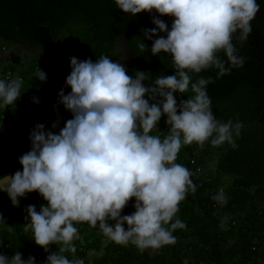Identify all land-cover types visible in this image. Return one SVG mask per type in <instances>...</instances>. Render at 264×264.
<instances>
[{"label":"clouds","instance_id":"clouds-1","mask_svg":"<svg viewBox=\"0 0 264 264\" xmlns=\"http://www.w3.org/2000/svg\"><path fill=\"white\" fill-rule=\"evenodd\" d=\"M119 9L134 16L153 10L174 17L171 28L159 16H153L156 27L143 29L153 40L151 52L170 53L175 74L161 75L145 85L148 73L137 70L127 74L126 66L102 55L95 62L70 57L71 72L65 94L62 88L58 103L73 115L58 133L37 123L31 130V148L21 155L22 171L0 176V190H5L13 205L19 198L38 191L48 202L38 211L34 204L26 208L30 223L25 231L32 233L31 244L51 252L42 264H85L81 258L69 259L64 252L75 253L72 243L78 239L74 222H88L112 241L132 243L141 251L174 244L173 231L186 224L173 218L179 203L189 190L196 191L192 172L177 163L183 145L210 140L213 146L228 143L237 147L242 122L217 119L204 77L192 80L190 72L199 73L216 67L220 74L244 65L238 55L233 34L240 39L252 32L251 21L260 9L256 0H116ZM160 32L166 36L159 35ZM154 37H156L154 39ZM141 49L147 45L140 43ZM223 51L227 60L218 55ZM231 65L229 67L228 65ZM11 77V74H9ZM39 80L47 74L40 69ZM23 80L0 78V107L11 105L21 97ZM191 91L188 98L177 100V93ZM147 96V98H146ZM34 103H39L36 96ZM166 115L169 134L164 138L152 134L161 117ZM59 126L53 122L52 128ZM6 186V187H5ZM135 198V211L122 215ZM214 200L226 203L221 189ZM115 221L110 224L109 221ZM0 221H4L0 213ZM127 225V229L125 228ZM3 242H0L2 245ZM92 254H89L91 257ZM0 264H37L34 256L22 257L0 253Z\"/></svg>","mask_w":264,"mask_h":264},{"label":"trees","instance_id":"trees-1","mask_svg":"<svg viewBox=\"0 0 264 264\" xmlns=\"http://www.w3.org/2000/svg\"><path fill=\"white\" fill-rule=\"evenodd\" d=\"M260 1L264 3V0ZM262 8L264 10L263 4ZM153 16L160 17V14L155 10L135 16L124 13L116 0H0V41L5 45H29L48 55L70 53L72 57L81 60L91 58L94 62L102 55H108L113 61L123 63L130 76H134L137 70L148 73V80L144 81L147 86L157 76L173 75L176 71L172 55L163 51L154 55L151 52L153 40L144 36L143 29L156 27L152 22ZM165 22L171 28L172 22L168 19ZM253 25L256 27V23ZM256 28L245 39L239 38L240 30L233 34L232 42L239 50L238 55L245 58L244 65L222 76L214 66L199 73L190 72L193 81L200 77L210 81L206 88L216 118L222 122L239 120L243 127L240 135L234 136L235 148L228 143L213 146L210 140L202 147L196 142L181 147L176 162L192 172L191 178L197 188L195 192L188 191L173 218V222L179 218L186 224V227L173 231L176 242L162 246L160 252L152 257L146 249L141 251L132 243L122 245L112 241L100 229L94 231L88 222H74L83 242L75 239V253L67 251L64 255L69 259L81 258L85 264H264V22H258ZM159 35L166 36V33L160 32ZM123 37L127 38L130 49L135 53L132 62H128L119 50L118 43ZM142 40L147 49L139 47ZM218 55L227 60L223 51ZM46 60L53 66L55 60L41 57L29 72L39 74L36 68ZM228 66L231 67L230 64ZM235 69L236 72L233 71ZM7 70L17 72L14 65ZM67 71L66 77L71 72ZM66 77L56 85V89L62 86L65 94L71 91L70 86H66ZM190 95L191 91L177 93L178 103ZM14 108L7 114L8 120L14 129L24 131V121L32 106L25 101L24 104H15ZM66 111L71 119L73 114ZM166 119V115L161 117L152 134L161 138L169 134ZM9 148L10 139L6 129L2 128L0 176L22 171L19 160L8 167L1 164L6 154L12 152ZM228 177L233 182L226 186L224 179ZM221 189L226 203L213 199ZM19 200V206L12 210L9 195L0 190V213L4 217L1 222L8 224L6 228L0 226V242H3L0 253L12 256L19 251L24 259L30 255L36 258L45 250L31 244L32 233L25 231L30 218L26 208L30 204L37 208L39 200L43 205L48 202L38 191L30 192ZM128 204L122 215L135 211L134 197ZM226 218L229 225L224 230L222 223ZM109 223L114 224L115 221L110 220ZM59 247V244H51L43 260L36 258L37 264H42ZM29 248H32L31 252Z\"/></svg>","mask_w":264,"mask_h":264},{"label":"rangeland","instance_id":"rangeland-1","mask_svg":"<svg viewBox=\"0 0 264 264\" xmlns=\"http://www.w3.org/2000/svg\"><path fill=\"white\" fill-rule=\"evenodd\" d=\"M4 46L6 47L5 51H4V48L2 49V46H0V70L1 71L4 70L5 68L10 67L12 63L16 64V66L14 67L19 68V69H22L25 67H28V68L30 67L31 69V66L34 63H36V61L40 59L41 57L52 58L53 60H55L53 63L52 69L48 73H46L47 74L46 81L39 80L38 74H34L33 72L27 74L28 77L26 80H28V84H29L28 85L29 89L27 90L31 91L30 94L32 96H36L39 99V103H37L38 105L45 103L47 100L45 99V97L40 98V96L49 93V91L53 89L55 90L54 95L58 97V94L60 90L62 89V86H60L59 89H56V85L59 83V81H61L63 78L66 77L67 72H68L67 70L71 71L70 57H72V55L70 53H66L64 56H54V55H48L46 54V52H43L41 49H36L29 45H19V44L11 43V44L4 45ZM118 46L122 54L126 58H129L130 52L125 47L123 38L119 40ZM42 89H43V93L39 94L38 92L41 91ZM31 100L32 99H30L29 101ZM57 103L58 101H56V103H53L52 108H55L54 111H56L57 109V114H59L57 118H59L61 117V113L64 112L65 110L62 109L63 108L62 106H64L63 104H59L57 108ZM31 104H34V103H31ZM41 119H42L41 123L46 125L49 117L47 115H44V117H41ZM60 124H62V122ZM224 182L226 186H229L232 184L233 179L228 177L224 179ZM42 205H43L42 201L39 200V203L37 204V209H40ZM228 225H229V219L226 218L222 223V228L226 230L228 228ZM0 226L6 228L8 224H4V225L1 224ZM92 229H94V231L95 230L97 231L99 228L92 227ZM147 250H149L150 253L153 255H157L160 252V248L158 249L148 248Z\"/></svg>","mask_w":264,"mask_h":264},{"label":"crops","instance_id":"crops-1","mask_svg":"<svg viewBox=\"0 0 264 264\" xmlns=\"http://www.w3.org/2000/svg\"><path fill=\"white\" fill-rule=\"evenodd\" d=\"M5 44L0 41V46H2V49L4 48V51L6 50ZM11 65H14L16 66V64L12 63ZM9 68V67H8ZM16 68V67H15ZM17 72L23 74L25 76V83L23 84L22 86V91H23V95H24V98H25V101H26V104L28 106H32V109H31V113L30 115L27 117V119L24 121V127L25 129H23L27 136L30 135V130L37 124V123H41V117H44V115H47L49 117V119L47 120V124L45 125V128L46 130H51L53 132H56L58 133L60 131V128L64 127L65 123L67 122V120H69L70 118H68V114H67V111L66 109L64 108V106H62L65 111L61 113V117L57 118V116L59 114H57V109L56 111H54L55 108H52V105L53 103H56V101H58V97H56L54 95V89L49 91V93L47 94H44V95H41L40 98H44L47 99L45 103L41 104V105H38L37 103H34L33 100L29 101L30 99H32V95L30 94L31 91H28L27 89L28 88V80L27 77L30 72V67H25V68H22V69H19V68H16ZM5 70H7V68H5L4 70H0V74H2ZM23 72V73H22ZM39 94H42L43 93V89L41 91L38 92ZM31 103H34V104H31ZM15 107V104H11V105H7V106H4L2 107L3 110L8 114L10 113V110H11V113L14 111V108ZM53 114V115H52ZM19 119V117H18ZM23 119V117L21 118V120ZM20 120V119H19ZM48 121H51V124L48 123ZM56 121H59V126L55 129L52 128V124L53 122H56ZM62 122V124H60ZM16 130H18L17 128H15ZM15 130V131H16ZM29 138V137H28ZM20 199V198H19ZM10 207L11 209L13 210L14 208H16L17 206L16 205H13L12 201L10 202ZM1 224H4L0 221V225ZM147 250V249H146ZM149 252V254L154 257L155 255L151 254L149 250H147Z\"/></svg>","mask_w":264,"mask_h":264},{"label":"built area","instance_id":"built-area-1","mask_svg":"<svg viewBox=\"0 0 264 264\" xmlns=\"http://www.w3.org/2000/svg\"><path fill=\"white\" fill-rule=\"evenodd\" d=\"M51 68H52L51 61L46 60V61L41 62V64L37 66L36 71L39 72L40 69L43 71H46V70H50ZM9 74H11V77L9 76ZM17 76L22 78L23 84H24L25 77L21 75L19 72H15L13 70H5L2 74H0V78H3V79L15 78ZM17 103H20V104L25 103L22 89H21V97L14 104H17ZM48 123L51 124V121H48ZM2 128L6 129V132L8 134V139H10L9 149L12 152H9L8 154H6V157H4L1 160V164L8 167V166L13 165L16 160H19L18 158L21 155H23L24 153L30 150L31 141L28 138L29 136H27L25 131H19V130L14 129V126L8 120L7 113L3 110L2 107H0V130ZM16 152H19V154H17ZM197 171L198 173L201 172L200 169H198ZM10 202H11V198H10ZM25 206H27V204H25ZM127 206H129V204H127ZM28 223H30V218H29ZM78 239H81V241L83 242L82 238L79 237ZM72 243L75 245L74 241ZM75 248H76V245H75ZM29 251L31 252L32 248H29ZM45 253L46 252L37 254L36 255L37 260H43Z\"/></svg>","mask_w":264,"mask_h":264},{"label":"flooded vegetation","instance_id":"flooded-vegetation-1","mask_svg":"<svg viewBox=\"0 0 264 264\" xmlns=\"http://www.w3.org/2000/svg\"><path fill=\"white\" fill-rule=\"evenodd\" d=\"M262 1H263V0H262ZM256 2H257L258 4H260V9H259L258 11L264 13V10H263V8H262V4L264 5V3L261 2L260 0H256ZM160 18H161L162 20H164V21H167V19H168L169 22H173V20H174V17H171V16H169V15H161V14H160ZM252 21H253L254 23H256V27H257L258 22H264L263 17L260 16V15H258V13H257L256 16L253 18ZM254 23H251V25H252V30H256V29H257V28L253 25ZM240 47H241V46H239V48H240ZM129 52H130V56H129V58H126V59H127L128 62H132V61H134V59H135V55L132 54L131 51H129ZM242 53H243V55L245 54L244 51H243ZM252 64H253V63H252ZM233 71L236 72V69L233 70ZM226 73H228V72H226ZM226 73H224V74H226ZM224 74H220V75L222 76V75H224Z\"/></svg>","mask_w":264,"mask_h":264},{"label":"water","instance_id":"water-1","mask_svg":"<svg viewBox=\"0 0 264 264\" xmlns=\"http://www.w3.org/2000/svg\"><path fill=\"white\" fill-rule=\"evenodd\" d=\"M258 13V15H260V16H262L263 17V20H264V13L263 12H257ZM123 40H124V45H125V47L128 49V51H131L132 52V54H134L135 55V53L130 49V47H129V44H128V40H127V38L126 37H123ZM0 183H3V184H6L7 182L6 181H4V182H0ZM6 187V186H5ZM4 192H6L5 190H3Z\"/></svg>","mask_w":264,"mask_h":264}]
</instances>
